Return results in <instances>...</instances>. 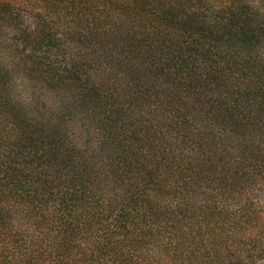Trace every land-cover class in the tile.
<instances>
[{"label":"trees","instance_id":"1","mask_svg":"<svg viewBox=\"0 0 264 264\" xmlns=\"http://www.w3.org/2000/svg\"><path fill=\"white\" fill-rule=\"evenodd\" d=\"M264 0H0V264L264 255Z\"/></svg>","mask_w":264,"mask_h":264},{"label":"rangeland","instance_id":"2","mask_svg":"<svg viewBox=\"0 0 264 264\" xmlns=\"http://www.w3.org/2000/svg\"><path fill=\"white\" fill-rule=\"evenodd\" d=\"M260 204L262 207H264V192L260 194ZM253 264H264V255L261 258L255 260Z\"/></svg>","mask_w":264,"mask_h":264}]
</instances>
